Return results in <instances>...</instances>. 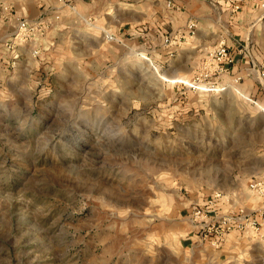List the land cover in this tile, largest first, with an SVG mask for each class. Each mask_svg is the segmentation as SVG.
<instances>
[{
  "label": "rangeland",
  "instance_id": "1",
  "mask_svg": "<svg viewBox=\"0 0 264 264\" xmlns=\"http://www.w3.org/2000/svg\"><path fill=\"white\" fill-rule=\"evenodd\" d=\"M170 32L104 63L0 38V264H264V216L225 227L264 204V103L184 87L221 41Z\"/></svg>",
  "mask_w": 264,
  "mask_h": 264
},
{
  "label": "crops",
  "instance_id": "2",
  "mask_svg": "<svg viewBox=\"0 0 264 264\" xmlns=\"http://www.w3.org/2000/svg\"><path fill=\"white\" fill-rule=\"evenodd\" d=\"M2 1L14 4L16 14L25 19L35 20L41 16L51 19L52 26L43 34L34 36L50 39V48L56 45L69 50L78 48L80 56H91L94 50H98L95 61L101 63L113 60L117 50L122 51V55L130 50L132 55L134 45H141L144 38L154 44L156 41L158 47L165 49L168 28L170 33L180 36L192 21L199 32L195 43L202 41L204 32H211L212 44L215 41L226 43L235 56L234 63L223 74L222 82L228 84L234 77H240L236 83L240 84V90L247 95L257 93L259 102L264 103V16L261 0H245L239 11H233L228 0H74L73 5L62 0ZM216 10L223 12L222 15L217 12V21L222 23L218 35L212 31ZM3 20L0 17V38H10L18 22L14 18L9 19L14 27L10 25L8 30H4L7 23ZM1 51L7 53L5 49ZM230 89H234L233 84L226 86L223 92ZM227 205V209L232 206Z\"/></svg>",
  "mask_w": 264,
  "mask_h": 264
},
{
  "label": "built area",
  "instance_id": "3",
  "mask_svg": "<svg viewBox=\"0 0 264 264\" xmlns=\"http://www.w3.org/2000/svg\"><path fill=\"white\" fill-rule=\"evenodd\" d=\"M66 4L73 5L74 0H62ZM232 6L233 11H239L245 0H228ZM261 6L263 10L264 16V0H261ZM0 17L5 20H9L11 18L16 19L18 22V27L13 32L12 36L15 40H23L27 38H31L37 34H43L48 28H50L53 24V21L46 16H41L35 20H28L22 16L16 14L14 4L10 2H5L0 0ZM195 23L189 22L187 26V31L189 33H194L195 31ZM185 34L180 36L176 35L173 39H181L185 37ZM165 41L168 43L174 42V40L165 38ZM177 42V41H175ZM16 43V42H13ZM209 64L207 68L196 72L195 75L189 80H182L181 83L184 87L198 90L205 87L210 91H218L224 90L226 86H230L233 83L224 84L222 81V75L225 72H228L231 64L235 61V56L232 53L231 48L224 42H220L214 49L209 52ZM264 75V71H263ZM241 78H234V82L237 83ZM250 188L255 192L257 196H261L264 199V171L254 178V180L250 183ZM221 194H216L215 199L219 198ZM258 213L255 215V213ZM207 210L198 208L195 212L197 218L204 219V216L207 215ZM256 216V217H255ZM264 216V204L263 206L251 211L246 212L245 208H240V210L232 209L229 211L227 218L225 220V227L227 230L232 229H245L246 227L257 228L258 221L257 217ZM264 220V219H263Z\"/></svg>",
  "mask_w": 264,
  "mask_h": 264
}]
</instances>
